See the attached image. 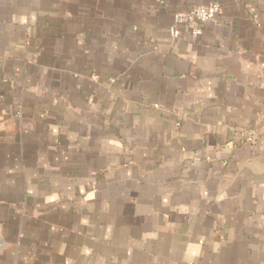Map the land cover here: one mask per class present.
Listing matches in <instances>:
<instances>
[{
  "label": "crops",
  "instance_id": "1",
  "mask_svg": "<svg viewBox=\"0 0 264 264\" xmlns=\"http://www.w3.org/2000/svg\"><path fill=\"white\" fill-rule=\"evenodd\" d=\"M0 264H264V0H0Z\"/></svg>",
  "mask_w": 264,
  "mask_h": 264
},
{
  "label": "built area",
  "instance_id": "2",
  "mask_svg": "<svg viewBox=\"0 0 264 264\" xmlns=\"http://www.w3.org/2000/svg\"><path fill=\"white\" fill-rule=\"evenodd\" d=\"M220 12L218 5L196 6L190 10L180 12L176 18L174 26L170 29L171 34H176L178 28L182 26H191L194 24L213 21L217 18ZM194 35H200L201 29L199 27L193 30Z\"/></svg>",
  "mask_w": 264,
  "mask_h": 264
}]
</instances>
